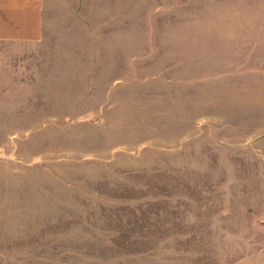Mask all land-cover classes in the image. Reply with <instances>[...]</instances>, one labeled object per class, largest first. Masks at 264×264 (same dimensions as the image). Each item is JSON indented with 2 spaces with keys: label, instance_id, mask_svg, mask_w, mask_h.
I'll return each instance as SVG.
<instances>
[{
  "label": "rangeland",
  "instance_id": "obj_1",
  "mask_svg": "<svg viewBox=\"0 0 264 264\" xmlns=\"http://www.w3.org/2000/svg\"><path fill=\"white\" fill-rule=\"evenodd\" d=\"M0 264H264V0H43L0 39Z\"/></svg>",
  "mask_w": 264,
  "mask_h": 264
},
{
  "label": "crops",
  "instance_id": "obj_2",
  "mask_svg": "<svg viewBox=\"0 0 264 264\" xmlns=\"http://www.w3.org/2000/svg\"><path fill=\"white\" fill-rule=\"evenodd\" d=\"M43 0H0V39H35Z\"/></svg>",
  "mask_w": 264,
  "mask_h": 264
}]
</instances>
